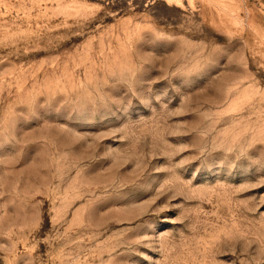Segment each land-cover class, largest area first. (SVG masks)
<instances>
[{"label": "rangeland", "instance_id": "obj_1", "mask_svg": "<svg viewBox=\"0 0 264 264\" xmlns=\"http://www.w3.org/2000/svg\"><path fill=\"white\" fill-rule=\"evenodd\" d=\"M0 264H264V0H0Z\"/></svg>", "mask_w": 264, "mask_h": 264}]
</instances>
